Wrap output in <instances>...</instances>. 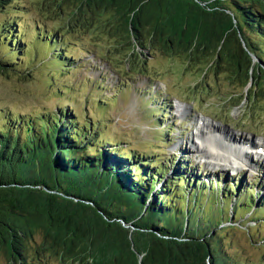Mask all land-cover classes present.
I'll use <instances>...</instances> for the list:
<instances>
[{
  "label": "trees",
  "instance_id": "obj_1",
  "mask_svg": "<svg viewBox=\"0 0 264 264\" xmlns=\"http://www.w3.org/2000/svg\"><path fill=\"white\" fill-rule=\"evenodd\" d=\"M72 1L83 6L77 12L85 6L95 13L116 10V26H126L124 39L151 34L162 48L213 51L237 75L245 73L246 85L264 77V0ZM28 8L25 0H0L1 72L32 62L43 45L53 53L65 43V34L45 23H17ZM27 30L38 45L31 47ZM55 56L63 67L78 62L66 53ZM106 101L100 98L96 111ZM67 105L36 117L0 111V256L9 264H25L26 242L37 236V256L65 264H227L222 234L264 216V183L217 172L201 176L182 157L126 152L103 138L105 118H78L77 103ZM173 133L165 129L162 135ZM43 190L90 202L110 220L170 240L158 247L132 245L126 234L104 226L97 212L82 213Z\"/></svg>",
  "mask_w": 264,
  "mask_h": 264
},
{
  "label": "rangeland",
  "instance_id": "obj_2",
  "mask_svg": "<svg viewBox=\"0 0 264 264\" xmlns=\"http://www.w3.org/2000/svg\"><path fill=\"white\" fill-rule=\"evenodd\" d=\"M25 2L31 8L21 12L23 19L18 18L17 23H45L65 34V43L53 53L43 45L42 55L15 66L19 71H0L1 112L36 117L55 114L66 103H77L73 110L76 117L91 114L94 121L105 118L109 125L101 134L116 148L151 155L156 160L182 157L201 176H212L222 168L231 176L237 175L236 180L258 182L257 186L264 182V158H257L255 153L248 154V163L239 165L211 161L199 150L200 138L206 136L205 140H216L215 148L224 146L236 152L240 143L250 147L264 143V77L246 85L245 73L237 75L225 60H216L213 51H196L195 46L188 51L177 46L162 48L163 44L151 34L124 39L121 31L126 26L121 30L116 26V10L110 11L113 14L95 13L85 6L77 12L76 7L83 6L72 0ZM27 33L26 37L33 41L32 31ZM39 42L34 40L31 47ZM62 53L78 62L59 65L55 54ZM100 98L108 100L109 105L96 111ZM160 119L164 125L158 123ZM206 123L210 126L204 129V135H199V127ZM211 127L238 144L226 143ZM165 129L174 131L169 139L162 135ZM251 164L255 167L251 168ZM260 220L248 221L242 230L222 234L227 264H264V216ZM39 241L37 236L26 242L25 264H65L55 257L39 258L35 245ZM0 264H9L8 257L0 256Z\"/></svg>",
  "mask_w": 264,
  "mask_h": 264
},
{
  "label": "water",
  "instance_id": "obj_3",
  "mask_svg": "<svg viewBox=\"0 0 264 264\" xmlns=\"http://www.w3.org/2000/svg\"><path fill=\"white\" fill-rule=\"evenodd\" d=\"M172 1H175V0H167V2H169L170 4L172 3ZM43 192L55 196L58 199V201L62 204L68 203V204L72 205L75 209H77L78 211H80L82 213H85V212L86 213H92V212H89L90 209L97 212V214H99V216H100L99 221L104 226H106L107 228L113 227L112 229H115L113 231L116 233L126 234L128 239L130 241H132V245H134L133 241H137L143 245L147 244L151 247H158L161 245H167L168 240H170V239L163 238V236L161 234L157 233L156 231L138 230V229L126 224L123 221L110 220L107 216L104 215V213L102 211H100L95 205L91 204L90 202L83 201V200L77 199L75 197L66 196L64 194H60L57 192L53 193V192H49L47 190H43ZM117 222H119L120 226L115 225V223H117ZM142 257L143 256L140 255L141 259H142Z\"/></svg>",
  "mask_w": 264,
  "mask_h": 264
},
{
  "label": "bare ground",
  "instance_id": "obj_4",
  "mask_svg": "<svg viewBox=\"0 0 264 264\" xmlns=\"http://www.w3.org/2000/svg\"><path fill=\"white\" fill-rule=\"evenodd\" d=\"M182 109V108H181ZM186 109L183 108L182 112H185ZM210 126L209 124H203V127H199L198 132L199 135H204V129L206 127ZM211 130L213 131V133H217L220 134V132L215 128V127H211ZM215 136V135H214ZM221 137H223V141H225L226 143H230L234 145L238 144L234 139L232 138H228V136H223L222 134H220ZM207 137V136H206ZM200 138L201 139V146H199V150L200 152H203L205 158L209 159V160H216V161H220V162H231L233 164H239L240 162H244V163H248L249 161V155L250 153H255L257 154L256 157L257 158H264V144L261 145H257L255 143V147L254 145H252L251 148H247L248 145H245L243 143L238 144V146L240 147L237 152L233 149L224 147V146H220L219 149H221V151L218 148H215L216 140H205L204 138ZM169 139V138H168ZM205 145H208V148L205 147ZM250 149V150H248ZM248 150V151H247ZM243 158L246 160H243ZM240 165V164H239ZM255 166L251 164V168H254Z\"/></svg>",
  "mask_w": 264,
  "mask_h": 264
}]
</instances>
